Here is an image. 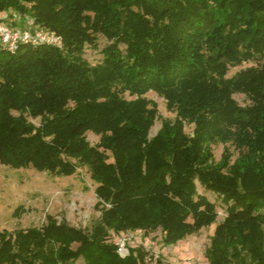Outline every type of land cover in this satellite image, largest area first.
Masks as SVG:
<instances>
[{
  "label": "trees",
  "instance_id": "16d2710c",
  "mask_svg": "<svg viewBox=\"0 0 264 264\" xmlns=\"http://www.w3.org/2000/svg\"><path fill=\"white\" fill-rule=\"evenodd\" d=\"M0 14L62 43L0 47V165L66 177L85 166L101 212L89 231L50 215L40 228L0 231V264H143L147 251L122 258L110 233L160 230L174 245L216 224L197 186L226 207L207 263L264 264V0H0ZM98 36L108 44L90 65L83 51ZM151 91L175 116L149 139ZM217 143L236 157L224 147L214 162Z\"/></svg>",
  "mask_w": 264,
  "mask_h": 264
},
{
  "label": "rangeland",
  "instance_id": "374dc122",
  "mask_svg": "<svg viewBox=\"0 0 264 264\" xmlns=\"http://www.w3.org/2000/svg\"><path fill=\"white\" fill-rule=\"evenodd\" d=\"M10 24L13 26L11 22ZM107 44L103 37L98 36L96 47L85 46L82 58L90 65L98 64L102 59L101 50ZM255 65L256 62L251 61L230 68L227 77ZM125 98L131 99L127 95ZM145 98L154 103L158 111L157 119L148 134L150 139L158 132L162 121H172L175 115L167 111L165 100L157 93L148 92ZM233 99L241 106L249 104L243 95H234ZM12 114L18 115L16 112ZM26 119L34 126L39 125L38 118L32 119L26 116ZM191 131L192 126L186 125L185 133L191 134ZM98 139L91 132L86 133V141L90 146L96 145ZM224 147H228L232 153V160L236 157L237 153L229 144H212L210 149L214 162H218ZM95 187L88 169L79 164L74 174L68 177L39 172L31 167L11 169L0 165V231L13 232L20 229L40 228L45 223L47 215L54 217L58 222L64 220L71 227L89 231L101 214L100 208L96 206ZM197 192L214 203L217 211L216 224L221 222L226 216V207L220 198L199 186H197ZM17 208H22L23 213L16 216L14 211ZM216 224L201 229L197 234L187 236L174 245H163L160 230L151 233L129 231L130 234H125L129 239L127 246L128 248L142 247L149 256L153 257V264L158 257L164 264H179L185 260H191L195 264H208L204 252L209 246V239ZM110 235V241H113L115 235L112 233ZM82 263V260H78L75 264Z\"/></svg>",
  "mask_w": 264,
  "mask_h": 264
},
{
  "label": "built area",
  "instance_id": "2783aa9c",
  "mask_svg": "<svg viewBox=\"0 0 264 264\" xmlns=\"http://www.w3.org/2000/svg\"><path fill=\"white\" fill-rule=\"evenodd\" d=\"M7 14H0V47L8 52H13L20 44H32V45H50L60 48L61 38L48 30L39 27L33 23L31 19L25 17L16 21V25L13 24L17 18L13 17L11 21L7 20ZM13 24V26L10 24ZM134 233H140V231H134ZM125 234H121L119 237H115L113 240L116 246V252L120 257L128 255V238ZM153 257H146L143 264H153ZM156 260V259H155ZM155 264V261H154ZM179 264H195L191 260H185Z\"/></svg>",
  "mask_w": 264,
  "mask_h": 264
}]
</instances>
